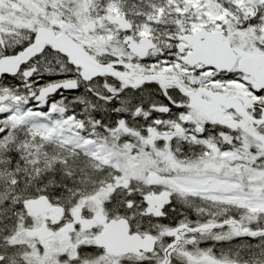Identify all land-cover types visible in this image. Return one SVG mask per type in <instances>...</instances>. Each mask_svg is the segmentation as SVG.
<instances>
[{
    "label": "snow or ice",
    "instance_id": "1",
    "mask_svg": "<svg viewBox=\"0 0 264 264\" xmlns=\"http://www.w3.org/2000/svg\"><path fill=\"white\" fill-rule=\"evenodd\" d=\"M0 264H264V0H0Z\"/></svg>",
    "mask_w": 264,
    "mask_h": 264
}]
</instances>
